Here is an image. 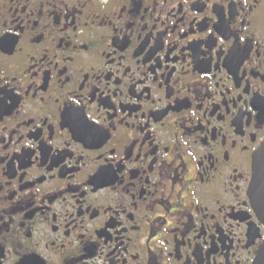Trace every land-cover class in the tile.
Here are the masks:
<instances>
[{"label":"flooded vegetation","instance_id":"af4514ba","mask_svg":"<svg viewBox=\"0 0 264 264\" xmlns=\"http://www.w3.org/2000/svg\"><path fill=\"white\" fill-rule=\"evenodd\" d=\"M264 0H0V264H253Z\"/></svg>","mask_w":264,"mask_h":264},{"label":"water","instance_id":"95a60500","mask_svg":"<svg viewBox=\"0 0 264 264\" xmlns=\"http://www.w3.org/2000/svg\"><path fill=\"white\" fill-rule=\"evenodd\" d=\"M248 196L258 220L264 226V142L252 160V175ZM253 264H264V243Z\"/></svg>","mask_w":264,"mask_h":264}]
</instances>
